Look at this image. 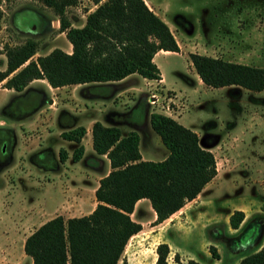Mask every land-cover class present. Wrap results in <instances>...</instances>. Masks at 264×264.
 Returning a JSON list of instances; mask_svg holds the SVG:
<instances>
[{
	"label": "rangeland",
	"instance_id": "374dc122",
	"mask_svg": "<svg viewBox=\"0 0 264 264\" xmlns=\"http://www.w3.org/2000/svg\"><path fill=\"white\" fill-rule=\"evenodd\" d=\"M146 2V6L163 21L166 20L170 26L175 24L176 37L183 39V42L186 40V44H182L184 46L180 54L159 52L154 56L164 78V87L173 91L162 88L156 79L149 84L140 81L139 87L142 91H153L161 97L164 94L174 96V101L183 110H177L173 118L178 117L177 121L183 126L195 128L202 133L217 132L214 138L218 144L213 147L212 152L216 176L206 188L207 196L215 204L219 203L221 221L226 219L223 207L228 210L241 208L244 216H248L233 238L225 231L229 227L227 220L225 224L217 227L219 251L222 259L229 257L230 262L240 254L233 252L241 245V239H254V224L240 239L238 237L251 219L261 221L254 243L264 239V90L248 91L236 86L208 88L204 83H197L199 78L193 68H190L186 54L190 49L197 50L205 55L264 68V0ZM183 6L187 10H183ZM90 7H93L90 0H75L74 4L64 7L63 15L69 22L79 25L83 20L81 15ZM0 10V67L3 64L1 56H4V47L22 44L27 39L36 43L33 59L53 48L65 51L67 40L64 32L60 31L59 18L43 0H0ZM184 11L190 12L185 14ZM181 74L187 76L182 79ZM32 81L29 87L17 94L3 89L0 84V125L10 129L14 138L11 159L0 168V241L4 240V230L19 221L24 206L34 209L38 205L42 206L44 211L40 212L45 218L46 214L58 207L59 210L62 209L61 205L69 202L62 201L67 194L71 195L62 192L65 187H79L85 180L92 182L96 178L93 173V178L87 179V165L94 167L96 172L104 173L105 170L97 164L98 161L87 155L82 160L73 162L70 155L75 144H69L60 137V132L70 129L76 120L70 116L71 110L81 107L73 98V86L52 88L43 79ZM132 82L133 80H127L107 85L100 93L105 95V103L109 104L107 107L121 103L119 110L122 114H119V119L123 132L133 126L129 120L138 124L136 128L141 137L138 149L145 160H160L166 148L151 129L149 122L144 121L141 100L146 101L147 93L145 97H139L135 90H129L115 95L118 89ZM96 92L99 91H92L97 95ZM158 110L147 107L149 112ZM225 130L229 132L224 136ZM60 148L66 153L62 162L58 154ZM81 196L85 201L88 199L84 192ZM202 198L200 196L196 201ZM222 200L228 202L224 204ZM72 206L69 203L68 209ZM82 206L80 201L75 208H78L77 211H85L87 208ZM144 216L148 218L149 214L146 212ZM134 217L132 214V218ZM40 220L31 222L24 234ZM145 225L148 228L150 223L146 222ZM230 229L229 227L228 230ZM208 230L210 234V229ZM142 236L143 234L132 237L122 255L137 256L135 250L141 248ZM240 248L235 250L242 252L244 249ZM142 251L139 255L146 257L147 250ZM11 254L14 260L1 264H27L19 258L18 243L13 244Z\"/></svg>",
	"mask_w": 264,
	"mask_h": 264
},
{
	"label": "trees",
	"instance_id": "16d2710c",
	"mask_svg": "<svg viewBox=\"0 0 264 264\" xmlns=\"http://www.w3.org/2000/svg\"><path fill=\"white\" fill-rule=\"evenodd\" d=\"M94 9L86 14L80 27H71L63 15L65 6L75 0H43L59 18L71 45L69 53L53 48L38 55L31 39L22 44L5 46V68L0 71L2 87L22 91L32 80L43 79L52 87L84 83H107L135 73L146 79H160L152 61L159 51L178 52L177 43L167 24L150 10L143 0H90ZM2 12L0 10V18ZM197 77L207 86H239L248 91L264 88V68L232 62L218 57L188 52L186 54ZM148 122L167 150L161 160L141 159L135 131L121 134L118 126L95 121L90 128L91 148L96 156L105 155L109 170L98 179L94 189L96 204L86 215L64 219L56 214L47 219L24 239L23 252L32 264H128L120 260L130 236L141 229L130 217L135 202L148 200L155 214L153 224L168 218L187 201L195 198L216 174L213 154L199 145L196 133L171 117L151 112ZM82 126L60 132V137L75 144L70 158L78 161L83 152L79 144ZM59 159L66 153L59 149ZM241 210L228 217L231 228L243 220ZM254 224L256 242L261 221H249L240 237ZM251 232V231H250ZM247 243L245 238L240 240ZM262 241V239H261ZM260 246L240 258L236 264H264V239ZM246 249H251L246 245ZM212 258L217 253L208 246ZM154 264H167L168 246L155 247ZM120 262L118 263V261ZM171 264H201L193 259L180 262L174 255Z\"/></svg>",
	"mask_w": 264,
	"mask_h": 264
},
{
	"label": "crops",
	"instance_id": "0c3cea01",
	"mask_svg": "<svg viewBox=\"0 0 264 264\" xmlns=\"http://www.w3.org/2000/svg\"><path fill=\"white\" fill-rule=\"evenodd\" d=\"M143 1L145 4H147L146 0H143ZM90 3L92 2L90 1ZM92 5L93 7L88 8L87 11H85L83 15H81L83 20L79 25H74L72 22L68 21L70 26L71 27L82 26L84 23L86 14L92 11L95 7L93 3ZM185 8L186 7L183 6L182 9L187 10ZM184 12H186L185 14H188L190 11H184ZM164 22L167 24L169 30L171 31L177 43L179 52L159 50L153 55L152 61L154 62V64L157 66L159 70L160 86L161 87L163 86L162 88L164 89L172 90V89L164 87V78L160 72L158 65L154 61V56L156 54H159V52H164V54H168V53L180 54V51L182 50L184 46L182 44L183 43L186 44V40H184L183 42V39H178L176 37V34H175L176 29H175L174 23H172L173 25L171 24L173 26L172 28V26H170L166 20ZM61 32H64V31H61ZM65 45H66V49L64 52L69 53L71 51V45L69 44L68 41H67V44ZM189 52H196L198 54L205 55L203 52H200L197 50L190 49ZM1 58L3 59V64H2V67H0V71L5 68V57L1 56ZM243 64H246V63H243ZM189 66L192 69V66L191 65ZM186 76L187 75L185 74L180 75L182 79H184ZM127 80H133V82L126 85L125 87L118 89L117 90L118 92L115 95L124 94L128 92L129 90H135V92L137 93L139 97L141 96L143 97L144 95H146L148 90L146 91L141 90V88L139 87L140 81H143L145 84H149L152 81L151 79H146L135 73H132L118 81L107 82V83H84V84L72 85L73 86L72 90L75 93L73 98L74 100H77V102L79 103V105H81V107L77 108V110H73V111L71 110L70 116H73L76 120L72 124V126H70V128H74L76 126H82L85 131L79 142V144H81L83 147V152H82L81 158L78 161L82 160V158L85 155L90 156L93 160L98 161L97 163L98 165L103 166L105 168L104 173H100V171L96 172V169L94 167H92L91 165L89 166L87 165V167L89 168L88 169L89 171L85 172L87 179L88 178L92 179L93 173L96 174V178L92 182H90L91 180H85L83 184L79 187H74V188L65 187L62 190V192L71 193V195L67 194L62 201H69V202L66 205L64 204L61 205L62 209L59 210V207H58L56 208V210L52 211L51 213L46 214L45 218L42 217L43 215L40 212L43 210L42 206L38 205L37 209H34L31 206L30 207L24 206L21 209L19 221L16 224L14 223L11 226H8L7 230L5 229L3 232V234L5 235V237L3 238L4 240L0 241V254L2 256L0 259H3V261L0 260V264L2 262L6 263V262H11L10 260H14V257L11 254L14 243H18L19 258L21 260H25L27 264H32L31 258L24 254L23 248H22L24 239L30 232H32L37 226H39L41 223L51 218L55 214H59L64 219H66L68 217H78L81 215H86L93 209V207L96 204V200L94 198V189L96 188L98 184V179L108 172L109 164H108V161L105 155L96 156L94 154L91 148L90 128L93 122L98 121L102 125H105V126L115 125V126H118L120 129L121 124H120L119 114H122L121 113L122 111L119 110V105L121 103L119 102V103H116L115 105L107 107L109 104L105 103L106 101L104 100L105 95H102L100 91L102 90V88L104 89L107 85H110L113 83L116 84V83H120V82L127 81ZM194 81L195 80H193V82ZM2 82L3 81H1L0 84H2ZM32 82L33 81L29 82L25 88L29 87L30 84H32ZM196 82L202 83L200 79H198V81ZM203 85L206 86L205 84ZM224 87H228V86H224ZM236 87L238 88L239 86H236ZM208 88H211V87L208 86ZM218 88L220 89L222 87H218ZM91 89L92 91L98 90L99 92H96L97 95H95L92 93ZM6 90H12V89H6ZM262 90H264V88ZM109 91L111 92V89ZM14 92L16 94L18 93L16 91ZM77 92H80V95H77ZM123 101L124 100H121V102ZM141 103L144 106V121L145 123H147L148 116L151 112L147 111V107L149 106L144 99L141 100ZM177 118L176 119L173 118V119L177 121ZM128 122H130L131 125L133 126L124 132L120 129L121 134L125 135L129 131H135L136 133L138 132L139 134L138 133L137 134H138L139 141H140V138H141L140 132L136 128V125L138 124H135L130 120ZM189 129L193 130L196 133L199 145L206 148L212 153L214 149L213 147H216L218 144V141H216V138H214L217 132L210 131V132L202 133L192 127H190ZM224 132H225L224 134L225 136L228 134L227 132L229 131L225 130ZM139 141H138V144H139ZM67 142L69 144H73L71 141H67ZM166 155H167V150L164 152L161 159H163ZM140 156H141V159L145 160V158L141 155V153H140ZM215 176L216 174L214 175V177ZM212 179L209 182H211ZM209 182L205 184V186L196 195L195 198L191 199L190 201H187L181 208H179L177 211L171 214L168 218L164 219L163 221L157 224H153L155 214L153 210L151 209L148 200L145 198H141L137 200L133 206V211L131 212L130 217L132 218V214L135 215V217L132 219L140 223L141 229L137 233L130 236L126 244L129 242V240L132 237L143 234V236L141 237L143 239L141 243V248L139 249L137 245L135 246L138 249L135 250V253L137 254V256H134V257H130L128 255L124 256L122 255L123 253L122 251L120 260L125 259L128 264H154L155 259H156L155 247L160 242H164L168 246V253L166 256L167 264H171L174 262V255H177L180 262H185L187 259H193L195 261L200 262L201 264H236L242 256L256 250L260 246V244L259 246L257 245L253 248L252 247L254 246V243H252L253 241L249 243V240H248L247 243L241 242V245L235 248L237 249V248L242 247L240 248V249H244L242 250V252H239V250L237 252L234 249L235 252L233 253H240V254H238L237 257L233 258V260L229 262L228 260L229 257L226 259H222L223 256L220 253L219 248H218V246H220V242H219L218 236L216 235L218 234L217 227L220 226L221 224H225L226 220L228 222V217L233 210H241L242 212L243 210L241 208H236V207L228 210L225 207H223L224 208L223 214L226 219H223L221 221L222 212H221V207H219L220 206L219 203L215 204L213 199H211V197H208L207 196L208 194L206 193L207 192L206 188ZM83 192L88 195V199L86 201L81 196ZM200 196H202L203 198L200 201H196V199ZM80 201H81V204H83L82 208H87L85 209V211H77L78 208H75L76 205L80 203ZM222 201H223L222 203L225 202L224 204L228 202L224 200ZM69 203H71L73 206L71 208L69 207L68 209ZM89 205H92V206L88 208ZM146 212L149 214L148 218L144 216ZM40 218H43V219L40 220ZM247 219H248V216L245 214V216L243 217V220L238 225V227L234 229L229 226L231 229L228 230L229 227L225 228L226 233H228L231 236V238H233V236L238 234V232L241 230L243 224H245ZM36 220H40V221L35 226L33 225L31 229L26 234H24V230L29 225H31L30 224L31 222H35ZM146 222L150 223L148 228L145 225ZM208 229H210V234L208 233L209 232ZM248 244L250 245L251 249H246L247 247L246 245ZM209 245H212L215 248V251L217 253V258L211 257L208 251ZM143 249H146L148 252L146 257H144V255H139L140 252L143 253L142 251ZM120 260L118 261V263L120 262Z\"/></svg>",
	"mask_w": 264,
	"mask_h": 264
},
{
	"label": "built area",
	"instance_id": "2783aa9c",
	"mask_svg": "<svg viewBox=\"0 0 264 264\" xmlns=\"http://www.w3.org/2000/svg\"><path fill=\"white\" fill-rule=\"evenodd\" d=\"M160 82V79H157ZM165 93V92H164ZM174 96H167L164 94L162 97L155 92L149 91L146 95V103L152 107L159 109L154 113H159L168 117H173L177 110H183V107L174 101Z\"/></svg>",
	"mask_w": 264,
	"mask_h": 264
},
{
	"label": "flooded vegetation",
	"instance_id": "af4514ba",
	"mask_svg": "<svg viewBox=\"0 0 264 264\" xmlns=\"http://www.w3.org/2000/svg\"><path fill=\"white\" fill-rule=\"evenodd\" d=\"M13 142L14 138L11 130L0 125V168L6 164L8 159H11V145ZM48 167L52 168V166Z\"/></svg>",
	"mask_w": 264,
	"mask_h": 264
}]
</instances>
